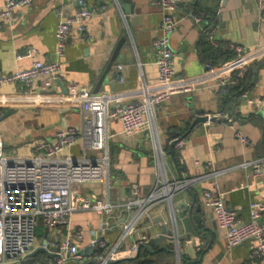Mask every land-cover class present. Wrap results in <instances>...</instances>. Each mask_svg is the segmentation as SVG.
<instances>
[{
    "label": "crops",
    "instance_id": "crops-1",
    "mask_svg": "<svg viewBox=\"0 0 264 264\" xmlns=\"http://www.w3.org/2000/svg\"><path fill=\"white\" fill-rule=\"evenodd\" d=\"M6 1L0 0V7ZM107 1L108 9L94 14L85 32L80 33L75 27L71 30L66 55L60 59L59 80L42 77L29 87L3 88L0 140L8 153L29 155L37 142L53 141L58 130L80 126V88L107 93L111 100L131 99L141 76L150 83L158 80L153 43L159 35L160 8L154 0ZM78 9L77 0H34L31 8L17 11L11 23L0 22V74L29 68L34 60H57V11L72 16ZM263 13L264 5L260 7L258 0H183L176 13L180 22L172 36V48L180 83L191 90L172 95L155 108L152 123L142 131L122 132L120 122L111 121L110 182L82 186L84 193L125 204L151 193L157 181L158 160L164 162L169 178H190L220 170L217 176L190 185L171 199V207L175 209L183 203L194 206L195 210L200 208L199 216L204 222L202 237L192 235L180 224L184 264H264V256L252 257L251 241L231 251L227 249L224 233L204 198L205 190L214 182L219 183L229 191L227 207L242 221H248L250 203L264 192L260 185L242 187L251 179L239 167L243 162L264 156ZM205 29L214 33L218 47L238 44L250 52L242 59L234 57L226 63L214 64L208 55L209 48L216 46L208 40ZM246 65L252 73L253 86L247 90L246 98L236 100L235 108L224 107L223 96L208 85L220 78L232 77ZM221 113L226 120L196 124L203 115ZM229 120L237 122L250 145L242 144L235 137ZM177 138H186L182 149L175 146ZM69 154H81V140L61 153L62 156ZM208 161L213 166H207ZM155 206L143 218L138 232L120 249L128 252L133 242L148 240V230H153L154 246L148 248L144 243L148 252L141 256L139 250L137 256L149 264H176L174 238L157 239L162 236L157 221L164 217V211ZM131 216L132 212H115L108 217L94 211L75 212L70 226L82 230L85 236L80 243L83 264H98L100 256L117 243L123 222ZM105 221L110 224L105 235L107 245L91 254V240ZM38 227L46 229L42 224ZM47 232L43 236L37 229V244L50 238ZM66 232L67 227L60 225L51 231L59 238ZM40 251L30 259L34 261ZM42 253L44 256L36 263L49 264L47 254ZM136 257L121 258L111 264H134L129 260Z\"/></svg>",
    "mask_w": 264,
    "mask_h": 264
},
{
    "label": "built area",
    "instance_id": "built-area-1",
    "mask_svg": "<svg viewBox=\"0 0 264 264\" xmlns=\"http://www.w3.org/2000/svg\"><path fill=\"white\" fill-rule=\"evenodd\" d=\"M182 1L154 0L162 14L159 35L153 43L156 52L155 64L159 71L156 82H147L141 76L135 96L131 99L111 100L107 93H93L87 88H80L78 100L82 111V124L58 130L53 141L37 142L29 155L8 153L0 140V264H40L33 263L30 259L39 247L47 254L49 264H65L69 261L83 264L80 243L84 241L85 236L82 230L70 226L72 215L78 211H94L101 217L111 216L115 212L118 214L132 212V216L121 226L119 240L107 254L100 256L98 264H111L121 258L132 257L134 253L139 252L141 245L146 243V238L141 242H133L128 252L124 253L120 248L138 232L143 218L155 205L161 201H170L174 195L190 185L220 174V170H213L190 178H169L164 162L158 160L156 184L145 198H136L120 204L113 203L109 198L100 199L94 194L82 191L83 185L95 183L108 185L110 182L111 121H119L122 132L142 131L152 123L155 108L170 96L191 90L180 83L172 48V36L180 22L176 13ZM107 2L77 0L79 9L72 16L62 10L57 11L59 17L56 28L57 60L49 62L34 60L29 68L0 74V94L5 86L29 87L42 77L59 80L60 59L66 55L71 30L75 27L78 32H85L87 23L94 14L108 9ZM258 3L261 7L264 0H258ZM33 5L34 0H7L4 6L0 7V22L11 23L18 10L29 9ZM204 31L208 40L218 47L214 33L207 29ZM230 48L235 53V58L239 59L250 52V49L247 50L238 44H231ZM245 67L247 65L238 70V78L243 76L242 70ZM118 69H122V66ZM120 79L124 80L123 77ZM237 82L238 79L232 75L220 78L208 86L223 95L228 92L229 85ZM247 93L246 91L243 94L244 98L247 97ZM216 115L225 116L223 113ZM203 116L207 118L204 123L210 124L215 115ZM229 126L242 144H251L237 122L231 121ZM78 140H81L80 155H61ZM174 143L177 148L182 149L186 145V138H177ZM206 164L213 166L212 161ZM239 167L245 169L251 179L242 187L251 188L255 185L264 187V156L243 162ZM228 193L229 191L223 189L217 182L204 192L206 206L213 211L216 224L224 233L227 249L231 251L240 244L251 241L252 257H263L264 192L250 203L248 221H242L235 211L227 207ZM39 224L50 232V238L37 244ZM58 225L67 227V232L60 235V238L51 233ZM109 225V222L105 221L95 232L91 240L94 249L106 247L105 235L110 228ZM173 238L176 264H184L180 237L175 233Z\"/></svg>",
    "mask_w": 264,
    "mask_h": 264
},
{
    "label": "water",
    "instance_id": "water-1",
    "mask_svg": "<svg viewBox=\"0 0 264 264\" xmlns=\"http://www.w3.org/2000/svg\"><path fill=\"white\" fill-rule=\"evenodd\" d=\"M126 2H129V0H126ZM226 116H213L212 122H217L221 120H226ZM207 118L206 116H202L197 119L196 124L198 122H206ZM175 196V195H174ZM173 196V197H174ZM173 203V200L170 201H161L158 203L155 208L162 209L164 211V217L161 216L159 220L157 221L158 224H160V228L162 231V236H159L158 241L163 239H173V236L175 233L179 235V227L180 224L184 225L185 230L191 233L194 236H201L202 233V227L204 225V222H202V218L199 216L200 208H197V210L194 209V206L187 205L183 203L182 205L173 208L171 207ZM205 227V226H204ZM153 230H148V240L146 241V246L148 248H151L154 246V243L151 242L155 238H151ZM190 234V235H191ZM33 249V247H32ZM41 248H37L34 252H38ZM94 247L90 248L91 254L94 253ZM88 251V250H87ZM138 253H134L133 257H136ZM188 257V256H186Z\"/></svg>",
    "mask_w": 264,
    "mask_h": 264
},
{
    "label": "trees",
    "instance_id": "trees-1",
    "mask_svg": "<svg viewBox=\"0 0 264 264\" xmlns=\"http://www.w3.org/2000/svg\"><path fill=\"white\" fill-rule=\"evenodd\" d=\"M210 54L208 55V58H212L214 60V64L219 65L221 63H226L227 61L233 59L235 57V53L230 50V48H221V47H213L211 46L209 48ZM243 76L238 78V71L233 74V78H237L238 82L234 85H229L227 87L228 92L226 94H223L222 100H223V106L228 108H235L236 100L242 98L243 94L249 90L252 86V73L248 70V67H245L243 70ZM232 121V120H231ZM230 122V120H229ZM38 233H41V235L45 236L47 235V230L43 228H37ZM148 252V248L144 245H141L140 253L141 256L145 255V253ZM171 253H173L171 251ZM44 256L42 251L35 254V259L33 262H36L37 259H41ZM140 255H138L136 258L129 260V262H132L134 264H149L148 261H142ZM40 261V260H39ZM43 263V262H42Z\"/></svg>",
    "mask_w": 264,
    "mask_h": 264
},
{
    "label": "rangeland",
    "instance_id": "rangeland-1",
    "mask_svg": "<svg viewBox=\"0 0 264 264\" xmlns=\"http://www.w3.org/2000/svg\"><path fill=\"white\" fill-rule=\"evenodd\" d=\"M40 262H41V261H40ZM40 262H39V263H40ZM35 263H36V262H35ZM37 263H38V262H37Z\"/></svg>",
    "mask_w": 264,
    "mask_h": 264
}]
</instances>
